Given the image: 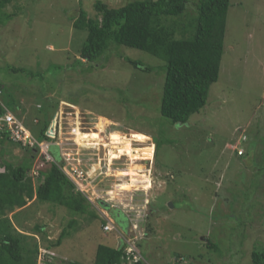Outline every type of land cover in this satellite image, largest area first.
Wrapping results in <instances>:
<instances>
[{
    "label": "rangeland",
    "instance_id": "rangeland-1",
    "mask_svg": "<svg viewBox=\"0 0 264 264\" xmlns=\"http://www.w3.org/2000/svg\"><path fill=\"white\" fill-rule=\"evenodd\" d=\"M97 1L13 0L0 12L5 97L17 101L16 114L36 136L59 114L57 162H68L74 181L87 185L97 214L38 199L10 213L47 251L37 264H93L100 243L121 244L118 230L144 264H253L254 249L264 248V0H231L219 79L207 105L182 125L161 113L164 60L117 43L98 59L83 58L88 32L74 21L82 10L96 16ZM101 1L121 7L134 0ZM197 1L176 20H191ZM30 151L0 139V170L32 156L37 187L51 162ZM103 221L118 230L105 231ZM64 229L62 243L49 247Z\"/></svg>",
    "mask_w": 264,
    "mask_h": 264
},
{
    "label": "trees",
    "instance_id": "trees-1",
    "mask_svg": "<svg viewBox=\"0 0 264 264\" xmlns=\"http://www.w3.org/2000/svg\"><path fill=\"white\" fill-rule=\"evenodd\" d=\"M12 1L0 0V12ZM188 3L189 0H134L121 7H111L98 0L95 3L96 16L82 10L74 21L75 28L88 32L81 50L85 59H98L117 43L144 50L164 60L166 78L161 113L172 123L181 125L188 123L207 105L210 88L219 79L231 0H198L196 14L191 20H176L187 11ZM169 20L172 22L168 23ZM128 61L137 68L151 71V67L139 61ZM0 84L4 90L1 81ZM4 100L18 114L17 101H10L5 93ZM54 129H58L57 123L52 121L40 129L37 137L39 140H53L56 134L50 132ZM161 144L156 142V152ZM54 148L52 153L58 161L61 158ZM32 160L30 156L27 165L14 167L7 164L4 170H0V264H37L38 242H30L29 238L34 236L19 231L9 215L16 214L17 209L26 207L33 199L65 206L75 213L97 215L90 199L77 190L75 183L56 162H51L49 168L41 172L44 179L34 187L29 174ZM116 218L124 227L126 223L119 216ZM73 225L74 220L69 226ZM36 230L43 232V226L37 225ZM67 232L68 229H64L58 240L48 246H59ZM121 241L119 246L100 243L93 264H144L143 260L129 263L127 244L123 239ZM209 246L216 247L212 243ZM252 262L264 264V248L254 249Z\"/></svg>",
    "mask_w": 264,
    "mask_h": 264
},
{
    "label": "built area",
    "instance_id": "built-area-1",
    "mask_svg": "<svg viewBox=\"0 0 264 264\" xmlns=\"http://www.w3.org/2000/svg\"><path fill=\"white\" fill-rule=\"evenodd\" d=\"M37 121V120H36ZM57 123V122H56ZM59 125L60 121L57 123V128L51 130V134L55 135V138L59 137ZM57 132V133H56ZM53 140H39V138L32 132L24 123V121L8 106V104L4 100V90L3 86L0 84V139H7L14 141L25 148H31L34 153H37L39 157L45 159L47 162H56L59 164L60 168L65 172V174L73 181L74 176L69 174L68 170H66L68 166V162L60 163L57 162L55 157L51 152L52 147L58 145V141ZM238 153L240 155L244 154L243 150H239ZM64 155V154H63ZM68 161V159H66ZM77 173L78 178H83V173L78 171V169L73 170ZM79 173V174H78ZM76 187L78 190L82 191L86 196L87 190L85 187L87 185H83L81 183L75 182ZM88 197V196H87ZM90 199V198H89ZM117 229L116 226L109 221L108 224L104 226L105 231H113ZM118 230V229H117ZM118 238L121 240L123 239L124 242L127 244L126 246V253H127V260L129 263L139 262L140 260L144 261V257L139 249H137L136 243L133 241L132 238H127L124 234L118 230ZM40 255H43V260L45 261L47 257V251L43 252L42 250ZM39 251V252H40Z\"/></svg>",
    "mask_w": 264,
    "mask_h": 264
},
{
    "label": "flooded vegetation",
    "instance_id": "flooded-vegetation-1",
    "mask_svg": "<svg viewBox=\"0 0 264 264\" xmlns=\"http://www.w3.org/2000/svg\"><path fill=\"white\" fill-rule=\"evenodd\" d=\"M110 211H111V214L113 215V217L116 219V222H117L118 226L123 227L121 225V223L119 222V220L116 218L117 216H119V214H116L117 216H115V213H116L115 209L114 208L113 209H110ZM121 221H123L125 223L124 220H121ZM123 228H126L127 229L128 228V224H125V226Z\"/></svg>",
    "mask_w": 264,
    "mask_h": 264
},
{
    "label": "bare ground",
    "instance_id": "bare-ground-1",
    "mask_svg": "<svg viewBox=\"0 0 264 264\" xmlns=\"http://www.w3.org/2000/svg\"><path fill=\"white\" fill-rule=\"evenodd\" d=\"M138 169V168H137ZM136 170V169H135ZM135 170H134V172H135ZM132 170H131V173H129V175H132V176H135L136 175V173H134ZM126 174V173H125ZM143 176H145V175H143ZM132 180H133V183H135L136 182V178H132ZM125 185V184H124ZM151 185H152V183H151V180L149 179V182H148V185L146 186V188L147 189H149V188H151ZM127 186V185H126ZM131 186V185H130Z\"/></svg>",
    "mask_w": 264,
    "mask_h": 264
},
{
    "label": "clouds",
    "instance_id": "clouds-1",
    "mask_svg": "<svg viewBox=\"0 0 264 264\" xmlns=\"http://www.w3.org/2000/svg\"><path fill=\"white\" fill-rule=\"evenodd\" d=\"M58 116H59V114H57V116H54V119H55V122L54 123H58L59 122V120H58ZM57 118V119H56ZM243 155V154H242Z\"/></svg>",
    "mask_w": 264,
    "mask_h": 264
},
{
    "label": "water",
    "instance_id": "water-1",
    "mask_svg": "<svg viewBox=\"0 0 264 264\" xmlns=\"http://www.w3.org/2000/svg\"><path fill=\"white\" fill-rule=\"evenodd\" d=\"M170 205H171V206H173V204H172V203H170Z\"/></svg>",
    "mask_w": 264,
    "mask_h": 264
}]
</instances>
